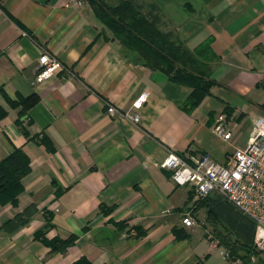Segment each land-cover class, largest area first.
Segmentation results:
<instances>
[{
  "label": "crops",
  "instance_id": "0c3cea01",
  "mask_svg": "<svg viewBox=\"0 0 264 264\" xmlns=\"http://www.w3.org/2000/svg\"><path fill=\"white\" fill-rule=\"evenodd\" d=\"M152 1L164 13L161 26L189 49L209 41L203 54L215 82L192 111L180 106L186 85L123 58L87 0H0V160L20 148L30 162L16 204L0 202V264H71L80 256L92 264H230L198 217L182 223V211L202 207L160 163L170 152L228 162L248 137L240 145L213 131L225 108L232 133L264 123V0ZM44 50L64 67L34 82ZM143 91L139 122L106 112L107 102L134 111ZM32 94L23 112L6 100ZM40 230L47 240L74 239L51 250ZM247 262L264 257L251 252Z\"/></svg>",
  "mask_w": 264,
  "mask_h": 264
},
{
  "label": "trees",
  "instance_id": "16d2710c",
  "mask_svg": "<svg viewBox=\"0 0 264 264\" xmlns=\"http://www.w3.org/2000/svg\"><path fill=\"white\" fill-rule=\"evenodd\" d=\"M94 16L107 27L113 37L120 42V53L131 63L141 64L152 71L163 72L168 80L186 85L190 90L180 106L185 111L195 109L203 99L210 94V87L215 80L211 77V62L203 54V48L209 41L191 50L179 38L174 29H162L161 22L164 13L152 0L144 5L139 0H87ZM208 42V43H207ZM11 106L21 105L23 112L35 101V95L21 97L19 102L6 96ZM227 112H230L225 108ZM224 110V111H225ZM0 107V116L5 114ZM51 150L52 144L48 137L40 140ZM27 155L14 148L6 157L0 160V202L16 204L19 193L23 190L22 177L29 171L30 164ZM212 199V200H211ZM212 201V202H211ZM212 203V204H210ZM209 207V221L213 223L214 231L220 237L231 257L241 258L247 262L249 253L253 252L252 234L254 222L242 214L231 204L220 197L210 194L195 204V207ZM216 214V215H215ZM218 216L220 220L215 219ZM223 218V220L220 217ZM175 237H183L184 233L174 230ZM235 234V237H231ZM51 250H63L72 243L74 237L68 239L47 240L43 230L36 232ZM71 264H92L85 256H80Z\"/></svg>",
  "mask_w": 264,
  "mask_h": 264
},
{
  "label": "built area",
  "instance_id": "2783aa9c",
  "mask_svg": "<svg viewBox=\"0 0 264 264\" xmlns=\"http://www.w3.org/2000/svg\"><path fill=\"white\" fill-rule=\"evenodd\" d=\"M81 3V1H77ZM64 64L53 53L44 50L38 57L34 73V82H42L60 70ZM148 92H141L133 101L134 111H121L110 102L106 103V112L120 114L132 122H139L138 109L146 101ZM234 116L226 111L215 115L213 131L224 139H229L234 125ZM160 166L170 172V178L178 185H188L195 195L204 198L215 192L225 198L234 208L255 223L254 249L264 257V123H254L249 131L247 142L236 147L228 162L215 160L209 154L199 156L169 153ZM185 226L194 224L189 213L182 216ZM261 227L263 231L257 232ZM224 259L230 264H250L241 258H233L227 250H222Z\"/></svg>",
  "mask_w": 264,
  "mask_h": 264
},
{
  "label": "rangeland",
  "instance_id": "374dc122",
  "mask_svg": "<svg viewBox=\"0 0 264 264\" xmlns=\"http://www.w3.org/2000/svg\"><path fill=\"white\" fill-rule=\"evenodd\" d=\"M141 3H143L145 6L146 5H148L149 3H150V0H139ZM108 2H109V0H108ZM110 2H112V1H110ZM109 2V3H110ZM105 27V26H104ZM107 30H106V32L107 33H109L110 35H109V38L111 39V40H113V41H115V42H117L118 44H119V46H120V42L117 40V39H115L114 37H113V35L111 34V32H110V30L107 28V27H105ZM162 29H164V30H166L164 27H161ZM249 129H250V127L248 126L247 127V125L246 126H244L243 128H240V130H239V132H237V133H232L233 134V136H232V140H233V142H236L237 144H240V145H242V144H244L245 143V141H246V139H247V137H248V134H249ZM192 194H193V203H194V208H195V204L197 203V202H199V200H201L202 198H199V197H197L196 195H195V193L193 192V190H192ZM218 197H220L224 202H227V203H229L225 198H223L221 195H217ZM205 198V197H204ZM230 204V203H229ZM202 207V210H201V212L200 213H194L193 212V210L191 211V210H187V211H182V215L181 216H183L184 214H186V213H189V215H191L192 217H193V219H194V223L196 222L195 221V218L196 217H198V219L199 220H201L203 223H205L206 225H207V229H209L210 230V232L214 235V236H216V237H218V235L214 232V231H217V230H214V226H213V223L211 222V221H209V214H208V212H207V210H208V208L209 207H213V206H211V205H209V206H201ZM195 209H197V207L195 208ZM216 215V214H215ZM220 217V216H219ZM218 218V216H216L215 217V219H217ZM259 231H263V229L261 228V227H258L257 228V232H259ZM254 237H255V235H254ZM253 240H254V238H253ZM253 240H252V243H251V246L253 247ZM225 247V246H224ZM226 248V247H225ZM253 253H255V254H259L255 249H254V247H253ZM260 256H262L261 254H259ZM249 263V262H248Z\"/></svg>",
  "mask_w": 264,
  "mask_h": 264
}]
</instances>
